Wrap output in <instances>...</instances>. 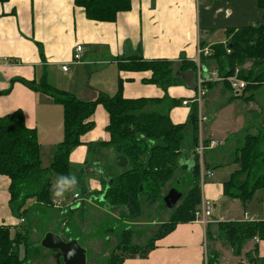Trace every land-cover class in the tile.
<instances>
[{"label":"crops","instance_id":"crops-1","mask_svg":"<svg viewBox=\"0 0 264 264\" xmlns=\"http://www.w3.org/2000/svg\"><path fill=\"white\" fill-rule=\"evenodd\" d=\"M74 2L75 0H10L0 4V117L22 111L26 126L36 130L38 140L50 141L48 143L52 146L58 145L63 139L62 106L55 104L44 94L33 92L23 84L14 82L16 79L39 81L46 70L49 81L57 89L67 91L82 101H94L100 93L110 97L116 95L119 81L122 80L124 98L160 99L165 95L161 86L143 83L144 79L151 78V72L122 71L119 64H126L135 57H142L147 61L168 60L178 64L183 60L196 61L199 47L212 49L215 45L226 43V32L240 29L238 27L242 21L235 17L240 0H131V10L120 13L115 23L88 20L84 10L76 7ZM36 44L43 47L44 59ZM76 45L82 46V60L72 64ZM65 65H68L67 72L62 70ZM89 66L92 68L88 70ZM204 69L205 77L218 72L214 62ZM195 74L197 77V73ZM167 94L171 99L189 102L187 106L182 102L181 106L170 112L173 123H185L196 90H189L184 83V86L169 88ZM211 95L218 103L216 110L221 108V112L233 100L251 104L250 107L244 104L240 108L239 114L244 124L242 128L240 125L234 127L233 120L223 113L219 119H223V123L228 122L235 130L224 129L217 119L216 130H209L211 133L208 138H201L218 143L215 148L204 152L203 167L212 174L215 168L228 167V181L231 174L239 169V164L234 160L236 152L244 144V135L257 136L260 129L264 128V86L246 100V97H251L250 93L243 98H235L231 90L218 82L206 89L204 98ZM205 118L207 121V117ZM92 121L94 129L83 137L84 144L72 152L70 160L75 152L84 157L88 145L104 142L108 115L103 106L96 108ZM193 156L194 153H191L185 160L190 167ZM103 171L102 169V175L106 178L107 170L104 172L106 174ZM9 185V180L0 176V227L17 228L22 223L12 216ZM101 187L99 181L95 190L101 193ZM226 198L230 199L223 191L216 198L220 206L213 200L216 211L208 226L212 233L211 239L207 238V228L197 220L180 224L169 235L157 241L156 248L146 258H129L123 264H203L205 256L212 255L213 252L219 254L221 262V242L225 241L218 232V223L264 222V200L262 212L258 213L248 207L249 212L242 203L243 208L238 216L229 218L227 215L230 211L226 209L224 201ZM202 200L212 203L205 199L203 192ZM31 206L36 207V203L32 202ZM66 209L76 210V207ZM60 210L66 213L65 209ZM208 241L212 243L211 250H207ZM256 245L254 256L264 258V240L255 239L243 246L241 255L235 256V263H229L247 264L243 259H247L246 254L252 252ZM229 249L232 252L230 247Z\"/></svg>","mask_w":264,"mask_h":264},{"label":"trees","instance_id":"trees-1","mask_svg":"<svg viewBox=\"0 0 264 264\" xmlns=\"http://www.w3.org/2000/svg\"><path fill=\"white\" fill-rule=\"evenodd\" d=\"M8 1L0 0V4ZM74 5L84 10L88 20L99 23H115L120 13L131 10V0H75ZM257 7L261 14L255 26L228 30L227 42L213 46L211 56H201L200 59L202 71L214 62L221 77L232 75L239 69V77L248 82V86L241 95L234 97L243 98L250 93L251 97H246V100L264 86V0H257ZM36 45L44 59L43 47ZM119 68L128 72H151V78L144 79L143 83L161 86L164 97L126 99L122 93L123 81L120 80L116 95L110 97L100 93L94 101H82L67 91L57 89L49 81L46 70L39 81H14L33 92L44 94L63 108V139L57 145L54 160L48 168L41 165L37 132L26 126L22 111L0 117V176L9 180V207L17 220L26 222L37 211L29 207V201L35 202L39 208H55L56 197L51 192L52 177L70 175V156L84 144L83 137L94 129L92 117L99 105L108 115L105 128L108 140L95 144L93 151L100 154L104 149L113 148L116 156L123 155L130 162L129 168L121 169L118 174L111 168L106 178L102 176L99 180L102 185L99 194L105 202L115 209L124 210L119 219L140 218L144 201L162 200L167 195L166 187L178 172L189 173L192 177L188 192L154 236L144 244H134L132 231L123 227L118 233L117 245L103 264H123L129 258H146L156 248V242L173 232L178 225L194 222L202 202L200 161L195 153L201 139L198 104H191L185 123L175 124L170 112L181 106L183 101L171 99L167 94L171 87L184 86L181 75L188 71L197 73L198 64L188 60L178 64L135 57L126 64L120 63ZM217 83L208 82L205 89ZM223 84L230 90L227 83ZM203 143L208 146L210 141L203 140ZM191 153L194 156L190 167L185 160ZM235 156L234 162L239 164V169L224 184V195L238 199L245 205L258 189H264V128L257 136L245 134L244 144ZM113 166L117 167L115 164ZM76 210L68 213L58 211L59 229L63 237L75 239L80 235L78 228L74 230L72 226L73 212ZM208 226L207 238L211 239ZM13 228L16 229L14 226L0 227V264H23L21 247L24 245L28 251L29 235L17 230L12 238ZM217 228L235 256L241 255L247 242L264 240V222H221ZM256 249L257 245L246 254L249 264H264V258L254 256ZM208 264H220L217 252L208 254Z\"/></svg>","mask_w":264,"mask_h":264},{"label":"rangeland","instance_id":"rangeland-1","mask_svg":"<svg viewBox=\"0 0 264 264\" xmlns=\"http://www.w3.org/2000/svg\"><path fill=\"white\" fill-rule=\"evenodd\" d=\"M257 10L256 0H240L239 9L235 15L239 20L242 19L239 23L240 27L238 28L255 26L257 24V18L259 20L261 14L259 10L256 12ZM91 68L90 66L87 67L88 70ZM227 93L230 94L229 92ZM217 104V101L213 100L212 95L202 99L201 113L203 116L207 117V121L201 124L200 138H208L209 134L216 130L217 119H219L220 115H223V113L228 115L230 120H233L232 125L234 127L240 125V128H242L244 124L242 122V117L240 118V108L244 104L246 107H250L251 105L242 100H233L231 104L229 106L227 105L223 112H221V108L216 110ZM219 123L224 126V129L235 130V128L229 126L228 122L223 123V119H219ZM209 130H211L210 133L208 132ZM107 140L108 137L106 134L104 141ZM38 141L42 167L48 168L54 160L57 145H50L48 143L50 141H41L40 139ZM90 147L92 148L90 149ZM94 147L95 144L88 145L84 157L78 155L77 152L73 154V158L70 160V175L76 176L78 184L73 191L65 193L62 198H56V203H58L59 206L58 208L47 209L37 206L32 207L33 201H29V207L33 208V210H37L39 214L37 211L32 213L26 222H21V226L11 230L12 238L16 236L18 231L22 233L26 232L29 235L27 238L28 251L24 245L21 247V258L24 259L23 264H55V259L53 260L52 258L53 255L49 251L42 250L43 248L40 246V243L46 231L58 232L63 235L59 229L60 214L58 211H60V209H65L66 213H68L69 209L66 208L70 206L76 207L77 210L73 212L72 226L74 230L78 228L77 230L80 231V235H78V232L76 233L78 236H76L77 238L75 239L87 250L88 264H103L108 259L111 251L118 243V233L123 227L126 226L132 231V243L144 244L157 233L161 225L165 223L163 221L167 222L169 220L174 209L168 210L165 206L164 198H162V200L156 202L144 201L143 214L140 218L136 220H126L125 222L129 221L128 223H130L128 225L121 222L120 220L122 219L119 218L122 214V210L109 206L105 202L103 196L99 194V190H95L96 185L103 176L102 169L104 170L103 173L111 168L115 174L121 171V169L113 166L115 164V158L119 155L116 156L113 148L104 149L100 154H97L93 151ZM227 168L228 167L225 166L215 168L213 170V177L205 178V182L201 184V190L203 189L202 192L205 199L207 198L213 203L212 214L216 211L213 207L215 204L213 200H216V205L220 206L216 198L218 193L221 194V192L224 191V184L229 177V169L227 170ZM204 170H207L206 167ZM57 176L59 175L52 177L51 192L53 196ZM176 179L177 181L175 182ZM192 182L193 180L189 173L178 172L174 180L166 187V194L169 190L176 189L184 196L191 187ZM100 189H102V187ZM75 194H78V199L74 198ZM263 197L264 189H258L251 201L245 204L247 210L248 207H250V209L258 213L262 212ZM230 199L226 198V200H224L226 209L230 211L227 217L230 218V216H233L231 218H236L241 208H243V204L241 201ZM216 216H218L217 213ZM110 229L111 231H109ZM221 243V262L219 263L230 264L229 261L234 262L236 260L235 255L232 254L225 242ZM211 246L212 243L208 241L206 244L207 250H211ZM243 261L249 264L248 258H244ZM238 264L242 263L238 262Z\"/></svg>","mask_w":264,"mask_h":264},{"label":"built area","instance_id":"built-area-1","mask_svg":"<svg viewBox=\"0 0 264 264\" xmlns=\"http://www.w3.org/2000/svg\"><path fill=\"white\" fill-rule=\"evenodd\" d=\"M82 46L81 45H76L74 48V54L72 57V64H76L81 62L82 60ZM212 51L209 48H198V55L196 59V63L198 64V72H197V89H196V95L194 97L193 102H196L198 104L199 108V124L201 125L206 118L202 115L201 113V102L202 99L204 98L206 94V89H205V84L208 82H222V83H227L230 87V90L235 94V95H241L243 91L247 88L248 82L245 80L241 79L239 77V69H236V71L229 76L226 77H221L219 76L218 72L213 73L212 75L205 77L202 69H201V56L209 57L211 56ZM62 70L64 72L68 71V65H65L62 67ZM184 106L189 105V102H183ZM218 146V143L215 141H211L208 146H205L203 143V140L200 139V143L198 148L196 149V154L199 156V161H200V183H204L205 178H211L213 177V174L209 171H205L203 167V157H204V152L207 149H212ZM202 159V162H201ZM75 199H78L79 196L78 194L74 195ZM55 207H59L58 203L55 201ZM211 217H212V203L210 201H205L202 200L201 205H200V210L196 214V220L204 227L207 228L208 225H210L211 222ZM21 222H24L21 220ZM203 264H208V254L205 256Z\"/></svg>","mask_w":264,"mask_h":264},{"label":"water","instance_id":"water-1","mask_svg":"<svg viewBox=\"0 0 264 264\" xmlns=\"http://www.w3.org/2000/svg\"><path fill=\"white\" fill-rule=\"evenodd\" d=\"M205 69H203V73ZM182 81L189 90L197 89V77L193 71H188L181 75ZM115 165L119 169L129 168L128 158L119 155L115 158ZM183 199V195L176 189H171L164 197V203L168 210H173ZM40 246L54 254L56 264H88V253L76 239L63 237L61 234L53 232L45 233Z\"/></svg>","mask_w":264,"mask_h":264},{"label":"clouds","instance_id":"clouds-1","mask_svg":"<svg viewBox=\"0 0 264 264\" xmlns=\"http://www.w3.org/2000/svg\"><path fill=\"white\" fill-rule=\"evenodd\" d=\"M78 184V180L75 175H59L55 181L54 196L56 198H62L65 193L73 191Z\"/></svg>","mask_w":264,"mask_h":264},{"label":"flooded vegetation","instance_id":"flooded-vegetation-1","mask_svg":"<svg viewBox=\"0 0 264 264\" xmlns=\"http://www.w3.org/2000/svg\"><path fill=\"white\" fill-rule=\"evenodd\" d=\"M52 254V253H51ZM53 255V257H54V254H52Z\"/></svg>","mask_w":264,"mask_h":264}]
</instances>
